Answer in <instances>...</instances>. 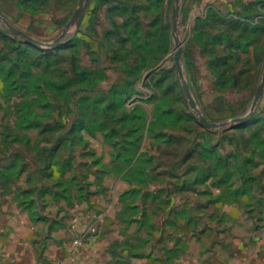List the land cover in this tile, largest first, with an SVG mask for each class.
Segmentation results:
<instances>
[{
    "label": "rangeland",
    "instance_id": "1",
    "mask_svg": "<svg viewBox=\"0 0 264 264\" xmlns=\"http://www.w3.org/2000/svg\"><path fill=\"white\" fill-rule=\"evenodd\" d=\"M82 1L0 0V264H264V0Z\"/></svg>",
    "mask_w": 264,
    "mask_h": 264
},
{
    "label": "water",
    "instance_id": "2",
    "mask_svg": "<svg viewBox=\"0 0 264 264\" xmlns=\"http://www.w3.org/2000/svg\"><path fill=\"white\" fill-rule=\"evenodd\" d=\"M91 3V0H83L81 3H80V6H79V9L76 11V14L73 18V21L77 20L80 22L83 17H84V13L86 11V9L89 7ZM178 9L179 8H175L174 10V15H173V21H174V29L177 28V13H178ZM13 33L15 35H18V36H22L27 43H31V44H39L38 41H34L32 38H30L29 36L25 35L24 33L22 32H19V31H16V30H13ZM181 55H182V48L181 46L178 48V51H177V54H176V60H175V63L177 65V68H178V71H179V74H180V77L183 78V74H182V70H181V65H180V58H181ZM184 88L187 92V94H189V88H188V85H184ZM264 89V74H263V79H262V83H261V86L259 87L258 89V92L256 94V97H255V100H254V106H256L258 100L260 99L261 95H262V91ZM191 105L193 108H196V105L194 103L193 100H191ZM248 118H239V119H235L233 120V124H239V123H244V122H247ZM200 122H201V125L204 127V128H207V129H213V128H217L219 127V125L217 124H211L209 122L206 121V119L203 117V116H200Z\"/></svg>",
    "mask_w": 264,
    "mask_h": 264
}]
</instances>
